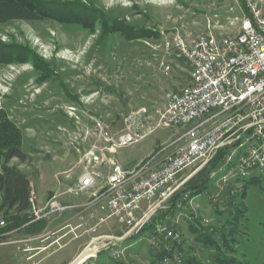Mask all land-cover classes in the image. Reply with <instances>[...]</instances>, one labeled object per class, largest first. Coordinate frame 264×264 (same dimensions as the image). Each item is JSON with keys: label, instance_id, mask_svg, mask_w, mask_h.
Listing matches in <instances>:
<instances>
[{"label": "rangeland", "instance_id": "1", "mask_svg": "<svg viewBox=\"0 0 264 264\" xmlns=\"http://www.w3.org/2000/svg\"><path fill=\"white\" fill-rule=\"evenodd\" d=\"M36 2L46 3L53 16L0 23V106L19 128L26 157L8 165L46 198L66 192L85 170L95 171L99 189L117 168L131 170L148 159L147 152L169 151L178 128L147 132L160 124L165 94L190 84L177 40L234 34L250 11L247 0ZM256 3L264 9V0ZM128 132L139 140L122 144ZM224 156L195 173L186 170L140 232L100 247L85 264H158L165 255L168 264H264V180L222 181L217 171ZM197 183L206 188H193ZM5 212L0 264H71L89 235L124 234L116 219L107 218L94 233L73 238L80 231H72L75 220L67 212L6 230L17 220L15 212ZM159 228L161 250L151 242Z\"/></svg>", "mask_w": 264, "mask_h": 264}, {"label": "built area", "instance_id": "2", "mask_svg": "<svg viewBox=\"0 0 264 264\" xmlns=\"http://www.w3.org/2000/svg\"><path fill=\"white\" fill-rule=\"evenodd\" d=\"M247 2L249 14L245 15V23H238L235 36L208 33L190 42L177 40V57L190 66V84L165 94L163 122L147 132L152 133L157 127L178 128L180 134L168 144L173 146L169 151L148 155L143 164L131 170L117 168L109 185L99 189L95 171L85 170L66 191L90 192V199L84 204L61 203L54 196L40 207L32 188L31 223L96 207L106 215L105 219H116L124 229L121 237H94L83 250L94 248V252L79 264L95 259L100 247L106 248L113 240L140 232L150 213L182 184L172 186L173 183L188 169L194 168L195 173L221 151L225 153L221 168L227 167L228 161H235L234 170L257 172L264 180V9L255 6V0ZM229 64H236L234 74H226ZM138 137L128 132L121 141L128 144L138 141ZM78 217L82 224L86 223L84 213ZM93 217L90 212V218ZM105 219L95 223L91 230H97ZM158 232L159 236L151 237L156 248L161 247L162 228Z\"/></svg>", "mask_w": 264, "mask_h": 264}, {"label": "trees", "instance_id": "3", "mask_svg": "<svg viewBox=\"0 0 264 264\" xmlns=\"http://www.w3.org/2000/svg\"><path fill=\"white\" fill-rule=\"evenodd\" d=\"M36 1L40 0H0V23L12 20H36L53 16L49 10L45 9L46 3L41 5L40 3L37 4ZM20 141L19 128L10 119L7 111L0 106V160L3 161L0 167V213L4 209H6L5 213L13 211L16 213L14 218L17 220L15 226L8 227L6 230L14 227L26 228L36 223L30 222L32 219V215L29 213L31 207L29 196L32 190L30 179L18 167L8 165L10 160L15 157L21 161L25 160V154L20 149ZM202 184L197 183L192 187L200 188L203 186L206 188Z\"/></svg>", "mask_w": 264, "mask_h": 264}, {"label": "crops", "instance_id": "4", "mask_svg": "<svg viewBox=\"0 0 264 264\" xmlns=\"http://www.w3.org/2000/svg\"><path fill=\"white\" fill-rule=\"evenodd\" d=\"M150 154V152L148 153H146L145 154V156L147 157L148 155ZM78 181H79V179H78ZM67 191V190H66ZM65 195H69V192H58V193H55L52 197H54V196H57V198H58V200L61 202V203H76V204H84V203H86L89 199H90V192H87V193H80V194H75V195H80L79 196V198L78 199H75V200H72V201H68L67 199H65ZM85 195H87L88 197L87 198H82L83 196H85ZM51 197V198H52ZM51 198H46V196L45 195H43V194H40V196H38V206H40V207H42V206H44L47 202H48V200L49 199H51ZM90 212H93V214H94V217L93 218H90ZM67 213H69V214H73L72 215V218L75 220L72 224H69V226L72 228V231L74 232V231H80V233H77V232H75L76 233V236L75 237H73V238H82V236L83 235H85V234H89V233H94V231H92L91 230V227L95 224V223H97V222H99V221H102L103 219H105L106 218V216H105V214L104 213H102V212H100V211H98V209L96 208V207H91V208H83L82 210H81V212L77 209V210H72V211H69V212H67ZM66 213V214H67ZM79 213H84L85 215H86V218H87V221H86V223H81V220L79 219V217H78V215H79ZM106 220V219H105ZM104 220V221H105ZM103 223V222H102ZM82 224V225H81ZM82 226V227H81ZM82 228V229H81ZM83 230V232L81 231V230ZM87 236V235H86ZM89 237H91V239H90V241L95 237L94 235H92V236H90L89 235ZM89 241V242H90ZM88 242V243H89ZM88 243L86 244V246L88 245ZM85 246V247H86ZM84 247V248H85ZM84 248L82 249V250H79V252H77L75 255H74V257H73V260L74 259H76V257L84 250ZM41 251L42 250H45V248L44 247H42L41 249H40Z\"/></svg>", "mask_w": 264, "mask_h": 264}, {"label": "bare ground", "instance_id": "5", "mask_svg": "<svg viewBox=\"0 0 264 264\" xmlns=\"http://www.w3.org/2000/svg\"><path fill=\"white\" fill-rule=\"evenodd\" d=\"M255 6H259V4L256 3V0H255ZM239 23H245V16L240 20ZM225 36H235V33L234 34H226ZM235 71H236V64H229L228 67H226V74H234ZM162 122H163V115H162V118L160 120V124H162ZM141 164H143V163H141ZM234 169H235V161H228L227 162V167H223V168L218 169V172L217 173L220 175L222 181L225 180V179H228V178L233 179V180L234 179H243V181L248 180V179L249 180H258V181H261V175H260V173H257V172H250V173H248V171H245V170H234ZM119 240H121V239H119ZM109 244H108V246H109ZM158 249L161 250V247H159ZM167 249L168 250L170 249V247L168 245H167ZM93 252H94V248H92V249L91 248H88L87 251L84 253V255H82L81 261L79 263H81L82 261H84L88 257H90L91 253H93ZM118 253H119V251H118ZM160 256H161V252L159 253L158 258ZM166 259H170L169 255L163 256L162 259L160 257V259L158 261V264L164 263V261ZM135 264H138V263H135Z\"/></svg>", "mask_w": 264, "mask_h": 264}, {"label": "water", "instance_id": "6", "mask_svg": "<svg viewBox=\"0 0 264 264\" xmlns=\"http://www.w3.org/2000/svg\"><path fill=\"white\" fill-rule=\"evenodd\" d=\"M84 253L85 251L81 252L71 264H78L81 261V257L84 255Z\"/></svg>", "mask_w": 264, "mask_h": 264}]
</instances>
